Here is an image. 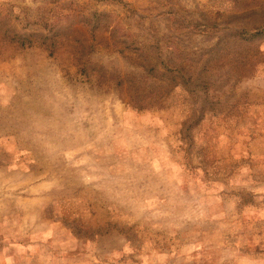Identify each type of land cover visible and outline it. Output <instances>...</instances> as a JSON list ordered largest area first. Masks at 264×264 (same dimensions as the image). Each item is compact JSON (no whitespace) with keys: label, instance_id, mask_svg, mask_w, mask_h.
Wrapping results in <instances>:
<instances>
[{"label":"rangeland","instance_id":"obj_1","mask_svg":"<svg viewBox=\"0 0 264 264\" xmlns=\"http://www.w3.org/2000/svg\"><path fill=\"white\" fill-rule=\"evenodd\" d=\"M0 264H264V0H0Z\"/></svg>","mask_w":264,"mask_h":264}]
</instances>
